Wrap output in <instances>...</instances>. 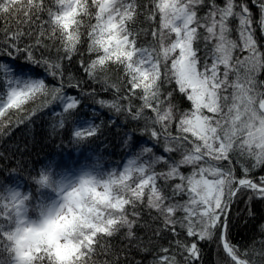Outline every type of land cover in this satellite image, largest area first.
Instances as JSON below:
<instances>
[{
	"label": "snow or ice",
	"instance_id": "6c2138e0",
	"mask_svg": "<svg viewBox=\"0 0 264 264\" xmlns=\"http://www.w3.org/2000/svg\"><path fill=\"white\" fill-rule=\"evenodd\" d=\"M0 21V133L54 103L63 129L81 106L65 89L79 88L142 120L164 153L144 146L122 168L95 166L76 179L42 169L26 191L0 182V264H121L102 241L126 229L121 252L150 251L134 231L141 207L155 213L154 236L173 237L149 264H195L201 241L217 242L221 264H264V241L242 249L231 237L234 203L264 201V175L254 174L264 169V0H0ZM77 55L111 100L66 73ZM21 57L57 84L18 73ZM100 131L76 121L71 135L87 141Z\"/></svg>",
	"mask_w": 264,
	"mask_h": 264
},
{
	"label": "trees",
	"instance_id": "16d2710c",
	"mask_svg": "<svg viewBox=\"0 0 264 264\" xmlns=\"http://www.w3.org/2000/svg\"><path fill=\"white\" fill-rule=\"evenodd\" d=\"M218 2L222 3L223 0H218ZM252 8L254 13H257L255 5H252ZM204 11L206 9L201 10L200 14L202 15ZM2 23L0 21V26ZM140 26L137 25V27ZM257 37L260 43L264 44V34L259 30H257ZM51 55L55 56V49L52 50ZM85 56L87 57V53ZM5 59L8 58L5 57ZM78 61L79 56L77 55L71 64L65 62L66 73L72 74L73 82L76 79L82 82L86 81V83H82V87L85 90L96 89V100H111L112 92L101 91L99 84L88 79ZM14 67L18 73L31 71L36 77L46 78L49 85L57 84L56 80L46 75L43 68L26 64L23 57L15 61ZM260 79L264 80V74H261ZM65 91L68 95L79 96L81 106L67 119L63 129L59 127L60 117L56 115L61 112V106L54 103L38 111L30 120H25L24 123L18 125H10L3 133H0V180L6 179L15 169V173L23 180L24 188L27 190L31 187L30 177L35 176L42 169H47L52 162H55L58 169L70 170L78 168L84 163L92 162L94 157L96 163H103L107 170L121 168L126 154V149L123 147L126 133H131L135 141L150 140L148 135L142 134L144 127L142 120L132 121L123 115H117L113 110L101 107L92 98L81 96L79 88L66 87ZM136 103L139 104V101ZM34 106L29 104L28 109L30 110ZM182 106L188 107V103L184 101ZM87 120L101 125L100 133L87 141L74 140L71 135L74 123L79 121L83 124ZM161 148L162 146L157 145V149ZM254 174L256 176L264 175V169H257ZM246 201L247 196H242L241 200L234 203L232 207V241L242 249L253 244L259 249L261 247L259 241H264V231H261V226L264 225V201L254 200L250 206ZM249 207L252 209V215H249ZM138 210L142 212V218L134 231L143 241L141 247H147L150 251L144 252L136 247H128L126 251L121 252L120 250L129 244V241L124 238L126 229H122L120 233L107 241H102V243L110 244L117 251L121 264H137V262L149 264L159 247L161 245L167 247L169 241L173 239L167 233H162L159 237L154 236L153 230L157 226V222H154L151 217L155 213L149 214L148 210L143 207ZM149 237H151L150 243ZM199 246L201 259L195 264H221L226 259L216 241H201ZM97 259L103 261L111 259V257L100 255ZM178 259H181V264H183L182 258L178 257Z\"/></svg>",
	"mask_w": 264,
	"mask_h": 264
},
{
	"label": "rangeland",
	"instance_id": "374dc122",
	"mask_svg": "<svg viewBox=\"0 0 264 264\" xmlns=\"http://www.w3.org/2000/svg\"><path fill=\"white\" fill-rule=\"evenodd\" d=\"M127 140V136L124 138L123 140V147L126 149V154L125 157L121 163V168L123 166V163L126 161V159L131 156L133 153L138 152L140 150L141 147L147 146V147H153V151L157 154V155H163V148L161 149H157V145L154 146V142L152 140H147V141H135L132 137V140L128 142V144L125 143V141ZM88 163H84L82 164L79 168H73L68 170L69 172H76L79 169H82L83 167H85V165H87ZM95 166H100L104 169H106L105 165L103 163H95L93 164V167ZM107 170V169H106ZM157 170H162V165H158L157 166ZM0 182L4 183V184H11V185H16L18 183V185L21 187L22 190L26 189L24 188L23 185V180L21 178H19L18 174L15 172H12L6 179H4L3 181L0 180ZM28 190V189H27Z\"/></svg>",
	"mask_w": 264,
	"mask_h": 264
},
{
	"label": "clouds",
	"instance_id": "9594fccd",
	"mask_svg": "<svg viewBox=\"0 0 264 264\" xmlns=\"http://www.w3.org/2000/svg\"><path fill=\"white\" fill-rule=\"evenodd\" d=\"M95 157L93 158V161L85 165L82 169L77 170L76 172H69L66 169H58L56 167L55 162H52L47 169H51V171L55 174H60V175H66L70 179H76L80 175L86 172H92L94 171L93 164H95Z\"/></svg>",
	"mask_w": 264,
	"mask_h": 264
}]
</instances>
